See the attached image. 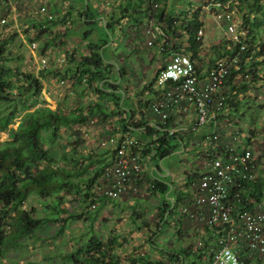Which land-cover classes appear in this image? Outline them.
<instances>
[{
    "label": "trees",
    "instance_id": "16d2710c",
    "mask_svg": "<svg viewBox=\"0 0 264 264\" xmlns=\"http://www.w3.org/2000/svg\"><path fill=\"white\" fill-rule=\"evenodd\" d=\"M7 1L0 0V6ZM102 1L106 4L111 0ZM122 1L123 4L118 3L120 14L117 16L113 14L114 16H111L103 26L108 39L112 37L114 31L124 33L122 22L128 19L133 22V27L144 28L145 35V24L153 18L154 25L162 33L158 43L174 38L185 41L183 52L198 66L197 75L200 79L208 74L215 62L226 57L238 58L236 65L225 76L221 88V119L227 118L229 121H233L235 117L240 119L250 109L251 104H258L248 93L259 90L260 86L264 87V0H208L212 14H216L215 12L228 4V10L232 14L236 11L241 19L237 22L233 15L240 35L239 41L227 39L210 48H204L202 38L198 40L197 32L204 24L201 19V9L194 8L193 3H190L186 9H180L174 6L168 7L164 0H156L158 7L154 9L150 0ZM114 4L116 1L110 4L111 7L115 8ZM83 11L84 18L88 21L90 17L94 18L89 24L96 25L98 22L95 18L103 15L101 8L99 13L95 11L91 15L93 10L89 4L83 7ZM60 23L66 25L68 20L65 17L57 20L52 17L37 22L33 27L35 38L40 39ZM11 40L0 41V135H7L4 141H0V264L22 250L29 239L34 241L55 239L64 235L70 221H79L84 216L92 224L96 214L107 203L119 207L120 199H96L93 195V189L98 184L102 169L107 161L114 158L115 151L111 148L84 151L85 144L80 137V131L92 120L96 119L105 125V137L122 134L132 136L135 134L133 130L141 129L137 132L138 135L132 137L139 144H144V147L135 149L140 152L143 161L153 158L163 160L181 150L192 154L194 157L192 161H209L214 157L216 150L223 158L226 155L222 142L229 143L231 138L223 136L220 142L217 140L209 143L207 137L212 135L208 127L199 128L195 132L169 135L161 131L159 123L153 126L147 125L149 122L145 116L146 114L149 116L147 107L151 100L150 97L142 100L140 95L142 96V92L146 89L152 98L154 97L155 91L150 90V85L155 79L136 94L139 99L138 111H130L123 118L121 100L125 91L120 95L115 93L121 87V84L112 85L110 82L111 69L115 64L113 67L107 65L109 63L105 61L98 46L90 45L88 55L79 58L72 52L68 53L65 61L69 66L64 68L65 73L44 68L35 74L26 73L18 67L12 68L7 64V46ZM107 43L108 40L104 41V44ZM125 69L118 66L115 74L123 78L128 75ZM157 75L158 71L156 77ZM49 77L57 78L60 83L68 80L72 87L82 88L83 92L90 91L96 101L72 109L58 105L51 108L42 98L43 82ZM106 88L112 91L106 92ZM258 107L261 108L263 105L260 104ZM19 112H23V116L18 126L13 128L11 126L15 123ZM238 123L236 122L234 127L241 137L242 130L238 129L240 126ZM247 133L242 137V147L250 150L252 161H256L250 148L254 133L251 130ZM65 135H67L66 142L62 143L61 139ZM196 139H201L198 142L199 146L195 143ZM169 140L173 141L174 145H170ZM238 150L243 152L242 148L238 147ZM256 162L259 166L260 161ZM259 167L260 170L263 168V166ZM260 170L253 175V180L243 182L237 191L231 190L232 196L239 197H231L232 205H237L238 208L244 206L245 209L250 210L251 200L264 201V179ZM199 172V168L186 172L188 181L197 178ZM143 175L154 185V189H148L154 195L167 197L171 186L176 193L172 209H170L171 204H164L166 201L162 208H157L158 212L155 216L157 230L153 235H162L163 229L167 226L174 228L178 237L176 241L181 240L185 228V215L179 217L180 205L183 203L181 193L175 190L172 183L163 180L164 178H153L144 172ZM141 186L139 183V187ZM31 198L38 199L43 207L41 209L43 216L39 215V211L32 203L29 204L30 209L26 208ZM69 198H74L78 207L83 209L81 213H73L66 209L65 205L70 202ZM93 204H96V207L91 211ZM92 212L94 213L90 216ZM134 215L142 219V215L138 213ZM133 220L136 227L140 228L141 225L136 219ZM143 225L147 226L146 223ZM54 226L57 228H53ZM90 230L91 226L87 227L88 239L81 242V237L78 238L77 248L63 255L62 261L66 264H212L211 248L214 246V234L216 237L217 232V229L209 230L207 237H198L200 234L193 235L194 240L192 239L190 245L179 248H175L172 242L159 247L150 237L151 246L162 250L160 252L162 257L157 261H151L148 260L147 254L141 253L121 258L117 252L122 247L118 235H112L102 241ZM50 231H54L52 236L49 235ZM200 238L202 245L197 247L196 240ZM122 239L126 242L124 238ZM241 255L242 264H264V255L251 257L245 253Z\"/></svg>",
    "mask_w": 264,
    "mask_h": 264
},
{
    "label": "rangeland",
    "instance_id": "374dc122",
    "mask_svg": "<svg viewBox=\"0 0 264 264\" xmlns=\"http://www.w3.org/2000/svg\"><path fill=\"white\" fill-rule=\"evenodd\" d=\"M165 1L168 7L174 6L176 8L186 9L189 7L190 3H193L196 8L201 9V19L204 24V48H210L227 40L226 34L214 20L213 14L210 11L211 5L208 6V0ZM78 3H81V0H68V4L62 0H8L7 3H2L0 6V41L12 39L7 46V64L12 68L18 67L26 73L36 74L44 68L65 73L64 68L66 67L65 65H67L65 61L67 54L72 52L76 57H79V53H75L77 47L74 42L76 41L72 40L70 43V41L63 38L64 34L67 33L69 29L66 25L60 23L52 27L48 34L42 36L40 39H36L33 27L37 22L43 21L50 16L56 20L64 17L67 20L65 11L74 8ZM41 7L45 8V12L40 11ZM233 15L237 22L241 21L236 11ZM206 18L209 19L206 20ZM2 20H4V23ZM68 23L71 25V20L70 22L68 20ZM76 27H74L73 30L74 35L89 31L104 36L102 28L98 24H87L85 26H78V28ZM123 27L125 29L124 33L118 31L115 36L113 35V37L110 38V42L104 49L103 55L105 61L111 57L112 59H116L118 65L123 61L131 66L132 72H129V76L127 77L129 84L126 81V84H123V86L137 93L139 86L136 83L139 82V71L141 70V72H144V68H147V77L151 79L156 71L162 67L163 61L158 57L157 59L159 60L150 64V58L152 55H157L158 51L157 49L147 47L145 44V40L147 39L144 35V30H142L144 39L138 38L137 41L133 42L132 38V42L137 46L135 51L137 55L126 53L125 47L128 42H130V39L128 38V33L126 34L127 27L124 26V24ZM141 42H144V46L139 47ZM32 43H35L36 47H33ZM60 43H62V45H60ZM93 43H95L94 38H90L87 41V44ZM144 58L146 59V66L143 68L142 59ZM42 59H46L47 61L45 67L41 64ZM43 83L44 90L42 92V98L51 108H55V106L58 105L62 108L72 109L78 105L87 106L94 103L95 97L90 91L83 92L82 88H74L68 80L64 83H60L57 78L49 77L45 79ZM248 94L251 95L250 97L255 99V102L258 104H251L250 109L247 110L245 115L240 119L235 117L233 121H229L227 118L223 120L225 123L231 122L233 125L236 122L240 123V126H235H239L238 129L240 128L242 130L240 137L241 141H243L242 137L248 134L247 131H253L254 135L251 139L252 144L250 148L253 151L256 161H260L259 166H263L260 171L263 173L264 179V87L260 86L259 90ZM260 104H262L263 107H258ZM241 112L243 111L241 110ZM22 116L23 112H19L15 123L11 127L16 128ZM105 134V125L98 122L96 119L88 122L80 131V137L84 140L85 150L89 151L90 149L99 148L100 142L105 138ZM66 136L67 135L61 139L62 143L66 142ZM6 138V134L0 135V141H4ZM169 144L174 145V142L169 140ZM192 156L193 155L189 153H182L173 154L164 161L157 158L145 160V173L150 174L151 169L162 167L170 173L167 180L172 183L175 189L179 188L182 183H186V180H188L186 172L195 170L197 168L196 165H201L202 163V161H192L194 160ZM146 184L147 183H145V185ZM145 185L140 188V190L134 191L131 189L128 191L127 195L120 199L119 207L113 206L111 203L104 205L98 214H96L95 221L92 224L87 221L88 218L83 216L79 221H70V223H68V230L62 236L52 240H49V238L45 241L27 240L22 250L14 253L10 259L3 260L2 264H66L62 261V256L71 253L77 248L78 238L81 237V242L88 239L87 227L89 226H91L90 231L95 233L102 241L109 239L112 235H118L122 247L119 248L117 252L123 259L141 253L147 254L148 260H159L161 258L160 254L155 253L157 247H152L151 242L155 241L156 245L159 247L163 244L166 245L168 242H172L176 247L179 245V240L176 241L178 237L175 235L174 228L167 226L163 229L162 235H153L154 231L157 230L155 216L158 211L156 209L159 207L162 208L167 197H156L153 192L148 190L145 191ZM170 195L171 198H175V191L170 192ZM69 201L70 202L67 203L65 207L70 212L81 213L83 211V209L78 207L74 198H69ZM125 201L127 203H125ZM30 203L36 207L39 211V215L43 216V213H41L43 207L38 199L31 198L26 205L27 209H30ZM91 211L93 210L91 209ZM93 213L94 212H92L90 216H92ZM135 213L142 215V219L138 218L139 216H135ZM134 218L137 223L141 225L140 228L135 226ZM140 219L142 220V224ZM144 223H146L147 226H144ZM187 224H185V228L182 231V238H180L184 246L190 245L193 239L192 236L194 235L190 230L191 224L186 226ZM53 228L57 227L54 226ZM53 233L54 231H50L49 235L52 236ZM150 237H152V241L149 242ZM122 238H124L126 242H123ZM59 255L61 258H59Z\"/></svg>",
    "mask_w": 264,
    "mask_h": 264
},
{
    "label": "built area",
    "instance_id": "2783aa9c",
    "mask_svg": "<svg viewBox=\"0 0 264 264\" xmlns=\"http://www.w3.org/2000/svg\"><path fill=\"white\" fill-rule=\"evenodd\" d=\"M149 2L154 9L158 7L156 0ZM105 5L108 6L109 2ZM228 9V4H225L213 14L214 20L227 39L239 41L237 23ZM40 11L45 12V8L41 7ZM203 33V28L197 32L198 40L203 39ZM161 34L151 18L145 26L146 44L163 54L165 61L150 87L155 93L147 107L152 117L147 125L159 123L161 131L169 135L208 127L212 135L207 137L209 143L220 142L223 136L231 138L229 143L222 142L226 154L224 158L216 150L211 160L196 165L200 169L197 178L186 180L177 189L183 199L179 217L185 215L184 223H188L186 226L191 224V232L196 236L200 234L198 237H207L209 230L217 229L211 248L212 264H242L241 253L249 257L262 256L264 201L251 200L250 210L230 203L231 197L239 198L237 195L232 196L231 190L237 191L243 182L253 180V175L260 170L258 163L252 161L250 150L243 149L238 130L231 122L225 123L221 119V88L225 76L236 65L238 58L226 57L215 62L208 74L200 79L197 75L198 66L183 52L185 41L174 38L158 43ZM32 45L36 47L35 43ZM41 64L45 67L46 59H42ZM138 147H144V144H139L128 134L106 136L100 142L99 148H111L115 155L103 167L98 184L93 189L96 199L119 200L131 189L140 190L145 183V191L154 189V185L143 175L145 161L141 159L140 152L135 151ZM238 147L243 152H239ZM95 207L96 204L91 205L92 210ZM196 241V246L200 247L202 239Z\"/></svg>",
    "mask_w": 264,
    "mask_h": 264
},
{
    "label": "crops",
    "instance_id": "0c3cea01",
    "mask_svg": "<svg viewBox=\"0 0 264 264\" xmlns=\"http://www.w3.org/2000/svg\"><path fill=\"white\" fill-rule=\"evenodd\" d=\"M113 1H116V4H114L115 5V8L111 7V5H110V4H112ZM164 2H166V1L164 0ZM65 3L68 4V0ZM109 3L110 4L107 6V5H105V3L102 0H81V3H78L77 6H75L72 9H69V10H66L65 11V14H66L65 16L67 17V20H69V22L71 20V25H69V23L66 24V27L69 29V31L64 34L63 38H65L68 41H70V43L72 42V40L73 41H76V42H74L76 44V47H77V51L75 50V53H77V54L79 53V57L88 55L89 46L90 45H96V46H98V50L101 53H103L104 52V49L107 47L108 43L110 42V39H108L107 35L104 33L105 30L103 31V26L106 24V21L108 22L110 20L111 16H114V15L117 16V15L120 14V10H119L118 3H122L123 4V1L122 0H111V1H109ZM88 4L92 7V10H93L92 13H91V15H93L95 11H97L99 13L100 8L102 10L105 7L107 8L106 11L105 10L102 11L103 12V15L95 18V20L98 22L97 24L102 28V32H103V35L104 36H102V35L100 36L99 33H96V32L94 33V32H89V31H86L83 34L82 33H79V34L74 35V33H73L74 27L77 26L76 28H78V26H82V25L85 26V25L91 23L90 20L93 17L92 18L90 17L89 18V21L84 18L85 15H84L83 7H87ZM106 4H107V2H106ZM166 5L168 6L167 2H166ZM195 7L196 6L194 5V8ZM208 19L206 18V20H208ZM72 22H73V26H72ZM202 22H203V20H202ZM122 23L124 24V26L127 27L126 34L128 33V38L130 39V42H128V44L125 47L126 48V53H128V54L133 53V54L137 55L135 53V51L137 49L136 48L137 46L133 42L137 41L138 38H141V39L143 38L144 39V35L142 34V30H144V28H140L139 27L137 29V27H133L132 26L133 25V22L130 21L129 19L128 20H123ZM148 23L145 24V25H148ZM134 26H135V24H134ZM117 32H118V30H117ZM117 32L114 31L112 33L115 36L117 34ZM90 38H94L95 39V43H93V44H87V41ZM132 38H133V42H132ZM106 40H108V43L107 44H104V41H106ZM142 46H144V42H141L139 44V47H142ZM126 53H124V54H126ZM158 53H157V55H152L151 58L149 57L150 58V64H153L156 60H159V59H157L158 57H160L163 62L165 61V56L163 54H161V53H159V54ZM144 54H146V53H144ZM79 57H77V58H79ZM110 58L106 59V62L109 63L107 65H112V67H113V65L115 64L114 65L115 67L113 69H111L112 70V75L110 76V78H111L110 82H111L112 85H120V84H122V85H120L121 87L118 90L115 91V93L118 94V95H120L122 91H125V93H126V94L125 93L122 94V100H121V104L123 105L122 106V109H121L122 112H123L122 115H123V118H125L130 113V111H138V100L139 99L136 96V94H138V92H140L141 90H143L145 86H149L150 82L153 81L154 79H156V73H157V71H159V69L156 71L155 75L151 79H148L147 74H146V72H147L146 69L147 68L146 69L144 68L146 66V62H145L146 59L145 58L142 59L143 60L142 61V65H143V68H144V72H141V70L139 71V74H140L139 75V82L136 83L139 86L138 87L139 89H138V92L135 93V91H132V89H130L128 87L125 88L123 86V84H126L127 77L129 76V72H132V69L130 68L131 66H129L128 63L126 64V62H123L121 60H120L121 61L120 64L118 65L116 63V59H112V58L110 59ZM140 58H142V57H140ZM65 66L66 67L69 66L68 63ZM118 66L123 67L124 69L126 68L125 70H126V73L128 75L125 76V77H123V78H120L118 75H116L115 74V70L117 71ZM138 66H139V64H138ZM147 67L149 68L148 65H147ZM127 83L129 84V81H127ZM105 91L106 92H111L112 90H110L109 88H106ZM142 94H143L142 96L140 95V99H142V100L145 99L146 100V99H149V97H150V100H153L152 95L149 94L148 90L145 89L142 92ZM95 101H96V98L94 99V102ZM145 117H146L147 120H150L152 118L150 116V114H149V116L146 114ZM192 118L193 117H191V119ZM140 130L141 129L133 130L135 132V134L132 135V136L138 135L137 132H139ZM199 140H201V139H199ZM199 140L196 139V142L195 143H196L197 146H199V143H198ZM204 147L205 146H203V148ZM97 149L98 148L90 149L89 151H86V150H84V151L85 152H90V151H94V150H97ZM182 153H184V150H181L177 154H182ZM165 159H163V161ZM108 163H110V160L107 161L105 165H107ZM153 169H151V171H150V174H149L150 176L156 175L155 172H152ZM157 169L163 175L161 179L164 178L163 180H165L167 182H170V181L167 180V178L170 176V173L167 170H163L162 167H159ZM153 178H155V177H153ZM171 187H170L169 190H170V192H173L174 190ZM177 189H179V188H176L175 190L177 191ZM170 192L168 191L166 203H164V204L165 205H170L171 204L170 209H172L174 207V201L176 199V196H175V198H171ZM125 203H127V202L125 201ZM108 204H110V203H108ZM170 224L173 225L172 222H170ZM163 245H165V244H163ZM181 246H184V245L182 244L181 240H179V245L176 246L175 248H179ZM160 252H162V250L160 248H157V251L155 250V253H159L160 254ZM160 257H162L161 254H160Z\"/></svg>",
    "mask_w": 264,
    "mask_h": 264
},
{
    "label": "water",
    "instance_id": "95a60500",
    "mask_svg": "<svg viewBox=\"0 0 264 264\" xmlns=\"http://www.w3.org/2000/svg\"><path fill=\"white\" fill-rule=\"evenodd\" d=\"M113 33H112V37H113ZM164 170V169H163ZM152 172H155L156 173V175H153V177H155V178H157V179H161L162 178V174L158 171V169L155 167L153 170H152ZM166 172V171H165Z\"/></svg>",
    "mask_w": 264,
    "mask_h": 264
}]
</instances>
